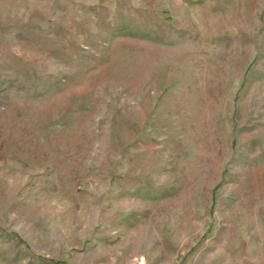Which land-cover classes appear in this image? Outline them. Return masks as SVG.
I'll use <instances>...</instances> for the list:
<instances>
[{
	"label": "rangeland",
	"instance_id": "obj_1",
	"mask_svg": "<svg viewBox=\"0 0 264 264\" xmlns=\"http://www.w3.org/2000/svg\"><path fill=\"white\" fill-rule=\"evenodd\" d=\"M0 264H264V0H0Z\"/></svg>",
	"mask_w": 264,
	"mask_h": 264
}]
</instances>
